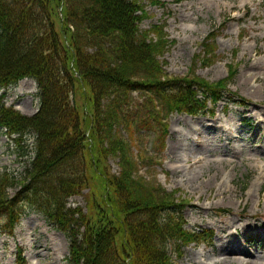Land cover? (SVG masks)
Here are the masks:
<instances>
[{
    "label": "trees",
    "instance_id": "obj_1",
    "mask_svg": "<svg viewBox=\"0 0 264 264\" xmlns=\"http://www.w3.org/2000/svg\"><path fill=\"white\" fill-rule=\"evenodd\" d=\"M145 15L140 0H0V89L33 79L40 98L26 116L0 97V129L15 141L33 138L24 177L0 175V218L12 233L25 207L41 214L68 239L70 264H174L189 245L212 242L211 231L185 229L183 199L139 175L138 164L154 158L135 154L131 141L146 131L163 147V113L218 106L238 68L230 64L215 83L193 71L169 78L159 58L173 41L162 25L141 30ZM224 27L196 61L209 66L217 57ZM133 93H144V103L134 104ZM113 156L119 174L108 165ZM85 190L86 210L69 206Z\"/></svg>",
    "mask_w": 264,
    "mask_h": 264
},
{
    "label": "rangeland",
    "instance_id": "obj_2",
    "mask_svg": "<svg viewBox=\"0 0 264 264\" xmlns=\"http://www.w3.org/2000/svg\"><path fill=\"white\" fill-rule=\"evenodd\" d=\"M140 1L147 15L140 29L150 31L153 26L162 25L167 39L173 41L165 56L159 58L166 76L187 78L193 71L196 76L215 83L227 78L230 64L238 68V75L229 85L227 94L233 102H229L227 97L218 106L209 104L205 111L192 116L178 113L167 115L164 112L162 116L166 118L169 129L163 147L158 144L157 135L146 131L135 133L131 141L135 154L140 152L142 156L154 158L153 163L145 161L138 164L139 175L162 185L175 199H183L185 205L189 204L182 213L186 221L185 229H203L213 233L211 245H189L183 249L181 258L173 256L174 264H214L223 260L227 255L221 252L222 245L230 238L256 254L255 264H264V217H252L255 212L261 211L259 205L264 207V184L261 185L262 181L258 179L259 168H264L263 153L256 152L258 160L247 165L241 162V158H233L236 170L229 166L223 168L218 161L230 159L222 152L228 140L224 135L217 137L218 142L213 148H218V151L210 157L215 164L204 168L205 175L200 180L193 178L192 174L200 171V164H192L197 155L192 141L185 139L177 143L172 135L173 131L190 135L182 121L218 118L219 124L233 123L246 129L243 137L247 141L243 144L248 150L252 148L248 143L253 145L255 140V124L264 116L252 119L250 124L244 120L250 118L251 113L255 117L259 112H264V0ZM154 1L162 4H155ZM222 25L225 27L215 44L217 57L211 60L209 66L201 62L203 57L196 61V55H203L204 40L214 30L221 29ZM150 36L154 38L153 34ZM247 79L250 86L246 85ZM0 95H3L6 106L14 107L23 115L32 116L39 110L38 86L32 79H24L15 86L0 90ZM144 96V93H133L134 104H143ZM223 111L226 115H223ZM13 138L0 129V175L9 173L20 181L30 165L32 152L28 150L32 149L33 138L25 136L23 141ZM260 143H264V137ZM181 145L184 149L179 153L176 149ZM187 158L189 161H186ZM108 165L112 173L119 174L118 158L110 157ZM215 172L228 174L225 186L231 190V197L219 196L215 199L213 195L217 182L213 186L201 184L206 183L208 178L213 180ZM19 189L20 184L10 188L9 194L14 196ZM259 189L262 196L258 199ZM87 193L88 190H85L72 197L69 206L86 210ZM250 193L252 196L247 199ZM24 209L26 212L12 233L8 232L5 219L0 218V264H70V243L66 236L48 224L41 214L29 210V207ZM239 214L246 217L238 218ZM231 218L236 219L233 228L225 229V223ZM39 253L43 255H34ZM191 254L195 262L190 260Z\"/></svg>",
    "mask_w": 264,
    "mask_h": 264
},
{
    "label": "bare ground",
    "instance_id": "obj_3",
    "mask_svg": "<svg viewBox=\"0 0 264 264\" xmlns=\"http://www.w3.org/2000/svg\"><path fill=\"white\" fill-rule=\"evenodd\" d=\"M246 85L250 86V80H245ZM21 109V108H20ZM22 110V109H21ZM252 112V111H251ZM249 112V113H251ZM258 116H264V112H259V115H252L249 114L248 119H245L244 121H247L246 123H251L252 119H257ZM263 118V117H262ZM249 120V121H248ZM257 121V120H256ZM183 124L186 126L187 131L190 133V135H184L180 131H173V137L175 138V141L177 143H181L183 140L187 139L189 141H192V145L195 146V151L197 153L196 157H194V160L192 162L193 165L200 164V171L197 173H192L193 178L197 179H203L205 175L204 168L206 166L212 167V165L215 164L210 157H213L216 155V151H218V148H213V146L216 145L217 137L221 136H227V145L226 149L222 151L223 153L227 154L230 159H220L218 161V164L222 165L223 168L229 166L232 167L233 170L237 169V165L235 164V161L233 158H241V162L247 165L248 163H253L258 160L256 157V152L263 153L264 155V143H260L261 139L264 137V119H261V121H257L255 124V130L253 133V136L255 137V140H253V145L248 143L250 147H252L250 150L247 149L246 144H243V142H246L247 140L243 135H246V129H243L242 127L233 124V123H220V119L215 120H207L202 118H197L192 121H182ZM242 142V143H241ZM176 148V147H175ZM184 149L182 145L179 147V149H176L179 153ZM247 155V156H245ZM201 156H204V158ZM178 159V158H177ZM176 160V159H175ZM186 161H189L187 158ZM260 173L259 174V180H261V185L264 184V168H259ZM228 179L227 175H219L218 172H215L214 179L211 178L207 179V182L201 183L203 186L205 184H209L210 186H213L214 183L216 184V192L213 195V197L216 199L219 196L222 197H231L232 192L229 190L225 185L226 181ZM232 180V179H231ZM230 180V181H231ZM201 186V185H200ZM252 196V193H250L247 197V199H250ZM262 196L261 190H258V199ZM264 196V195H263ZM209 198V196H207ZM247 201V200H246ZM189 206V204H188ZM260 208V212H255L252 217H258L259 215H262L264 217V207L261 205L258 206ZM224 213V211L222 210ZM230 214V213H229ZM238 218H244L245 215L239 214L237 215ZM236 222V219L231 218L225 223V229H231L233 228V224ZM260 227V225H259ZM264 229V227H263ZM221 252L224 253L225 258L223 260L215 261L214 264H233V263H239V264H255L257 257L255 256V253H252L250 250H248L246 247H243L242 245L238 244L234 239L228 240L227 242H223ZM233 254H241L238 257H233ZM36 257L38 255H43V253L34 254ZM255 259L253 261V259ZM190 260L194 261L193 254L190 255Z\"/></svg>",
    "mask_w": 264,
    "mask_h": 264
}]
</instances>
